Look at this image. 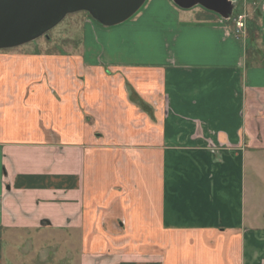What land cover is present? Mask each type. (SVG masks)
<instances>
[{"label": "crops", "instance_id": "1", "mask_svg": "<svg viewBox=\"0 0 264 264\" xmlns=\"http://www.w3.org/2000/svg\"><path fill=\"white\" fill-rule=\"evenodd\" d=\"M147 2L103 36L150 60L0 54V264H264L262 71L234 19Z\"/></svg>", "mask_w": 264, "mask_h": 264}, {"label": "rangeland", "instance_id": "2", "mask_svg": "<svg viewBox=\"0 0 264 264\" xmlns=\"http://www.w3.org/2000/svg\"><path fill=\"white\" fill-rule=\"evenodd\" d=\"M147 1L144 5L148 3ZM234 2H236V7L232 15L228 19L222 18V20L228 22L231 19L236 20L239 15L245 17V27L242 29V33H244L240 38L242 40L244 39L245 43L246 67L247 69L254 68L257 71H262L260 77L264 82V0H255L257 3L255 7L256 11L253 10V1L249 0L245 2L243 0H234ZM144 5L134 16L125 22L127 25H130V20H134V18L141 13L142 9H144L143 7H145ZM87 21L90 22L88 27L85 24ZM122 25H124V23L110 28L120 27ZM110 28L97 24L85 12L69 14L45 35L20 47L0 50V54H26L37 57H47L49 58V71L56 68L55 58L72 56L75 54L81 55L85 51L88 55L95 54L94 59L97 60L99 57L98 54H103V50L104 52L106 50L113 62H138L150 60L152 58L151 51L141 49V46L139 44L136 45L134 41L128 43L124 40L123 42V35L119 28L112 30L113 35L111 42H106L103 32ZM135 33V29H133V31H125L124 34L126 35L124 36L128 34L131 38H134ZM149 48L150 47H148V49ZM99 58L98 62L101 63V67H105L102 65V56ZM96 60L92 62L96 63ZM48 74L50 77L49 72ZM48 84L49 94L57 100L58 97L55 90L50 87L53 83L49 81ZM251 88L253 89V87ZM252 100V104L254 105L253 109L256 112L260 110L261 113L264 114V99L260 103L259 93L253 92ZM249 105L250 104H248V106ZM242 133L243 131L241 129L240 134L242 135ZM246 158L250 161V164L247 165L249 168H247L246 174L247 180L250 181L248 184L252 188L249 190L248 187L247 193L253 191V200H251L252 203L250 202L249 207L251 208L253 204L256 206V209L251 208V211L253 210L255 213L259 212L260 214H264V147L251 150ZM252 167H257L256 173Z\"/></svg>", "mask_w": 264, "mask_h": 264}, {"label": "water", "instance_id": "3", "mask_svg": "<svg viewBox=\"0 0 264 264\" xmlns=\"http://www.w3.org/2000/svg\"><path fill=\"white\" fill-rule=\"evenodd\" d=\"M147 0H0V50L30 43L45 35L67 15L87 13L103 27L118 26L134 16ZM180 9L199 5L223 19L234 0H172Z\"/></svg>", "mask_w": 264, "mask_h": 264}, {"label": "built area", "instance_id": "4", "mask_svg": "<svg viewBox=\"0 0 264 264\" xmlns=\"http://www.w3.org/2000/svg\"><path fill=\"white\" fill-rule=\"evenodd\" d=\"M234 22H235V33L239 35L240 33H242V29L245 27V17L239 15Z\"/></svg>", "mask_w": 264, "mask_h": 264}]
</instances>
